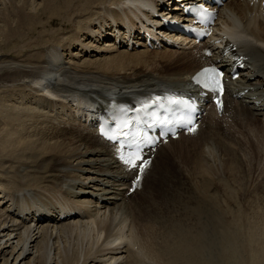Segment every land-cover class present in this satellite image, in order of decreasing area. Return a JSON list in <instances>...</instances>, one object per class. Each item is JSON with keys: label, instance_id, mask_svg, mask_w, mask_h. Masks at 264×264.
I'll return each instance as SVG.
<instances>
[{"label": "bare ground", "instance_id": "obj_1", "mask_svg": "<svg viewBox=\"0 0 264 264\" xmlns=\"http://www.w3.org/2000/svg\"><path fill=\"white\" fill-rule=\"evenodd\" d=\"M169 1L0 0V51L54 20L73 28L20 59L0 52V155L30 160L0 171V264H264V108L227 107L223 127L207 117L197 138L160 147L137 198L89 127L88 96L182 84L195 69L190 44L139 39L141 23L155 28L143 7L177 13ZM245 9L228 4L220 24ZM252 10L241 49L255 72L240 84L262 93L264 11Z\"/></svg>", "mask_w": 264, "mask_h": 264}, {"label": "rangeland", "instance_id": "obj_2", "mask_svg": "<svg viewBox=\"0 0 264 264\" xmlns=\"http://www.w3.org/2000/svg\"><path fill=\"white\" fill-rule=\"evenodd\" d=\"M28 2H31V0H28ZM37 3V2H36ZM38 19H40V18H38ZM55 22L54 23H52L51 25H49L48 27H45L44 29H40V28H37V29H35V31H37V32H34L33 34H30L31 36L28 38V39H25V40H23V41H20L19 42V44H15V45H13V46H7L5 49H2V51H0V52H2L3 53V57H5L6 58V56L8 57V58H10V59H20L22 56H24V55H26V54H29V55H31V53L33 54L35 51H36V49H34L35 47H39V45H41V44H43V42H45L44 44L45 45H50V44H56L57 42L56 41H54L56 38H61V37H63V35L65 34V35H70V33H72L73 32V28H72V26L71 25H68V24H66V25H68V27H66L65 29H63V31H61V30H59V28H61V26L59 25V23H58V21H56V20H54ZM44 30V33L43 32H41V31H43ZM57 30H59V32L57 31ZM70 31H72V32H70ZM49 32V33H48ZM53 34H52V33ZM58 32V33H57ZM50 34V35H53V36H55L56 38L54 39V38H51L50 37V35H48V34ZM58 36V37H57ZM31 40V41H30ZM30 41V43L26 46V43L27 42H29ZM39 41V42H38ZM41 41V42H40ZM36 43V44H35ZM38 43V44H37ZM31 45V46H30ZM101 46L103 47V44H102V42H101ZM72 52H73V50H71ZM70 51V52H71ZM27 56V55H26ZM64 59H65V57H63ZM82 60H84V58H80V57H77V62H79V63H81L82 62ZM5 155H0V171H5V170H8V172H11L12 171V169H10L11 167H19V166H26L27 164H29L28 162L30 161V160H13L12 158H9V157H4ZM23 161V162H22ZM13 175V174H12ZM3 176H4V178H3ZM2 176V174H0V179L1 180H4V179H6V176L5 175H3ZM8 179V178H7ZM10 179V178H9ZM153 179V178H152ZM152 179L150 180V183L148 184L149 186L152 184L151 183V181H152ZM13 182V184L11 185V184H7L6 186H5V189L6 190H9L10 188H13V189H15L14 187L16 186V185H14V180H16V179H11ZM16 184V183H15ZM148 186V187H149ZM9 188V189H8ZM13 189H11V190H13ZM10 190V191H11ZM148 190V189H147ZM148 192H149V190H148ZM148 195L146 194V197H147ZM145 200V199H144ZM261 232V231H260ZM260 237V241H261V249H262V251L264 250V235H262V236H259ZM221 257V256H220ZM246 257V256H245ZM212 259V260H211ZM210 260H211V262L212 263H210V264H218L217 263V259L215 260L214 259V257H212V258H210ZM244 260H246V259H244ZM0 262H1V260H0Z\"/></svg>", "mask_w": 264, "mask_h": 264}, {"label": "snow or ice", "instance_id": "obj_3", "mask_svg": "<svg viewBox=\"0 0 264 264\" xmlns=\"http://www.w3.org/2000/svg\"><path fill=\"white\" fill-rule=\"evenodd\" d=\"M200 77L203 78L204 87L210 88L212 91H217L218 88L216 87L219 83L218 76L219 73L216 72L215 69H204L201 73L198 74ZM195 79V78H194ZM127 126V124H125ZM135 142V141H134ZM142 161V157L139 152H135L133 154L127 155L124 158V163L128 165L131 168H139L140 173L142 174L145 170V167L148 162ZM140 177L137 176V180L134 182V184L139 182Z\"/></svg>", "mask_w": 264, "mask_h": 264}]
</instances>
